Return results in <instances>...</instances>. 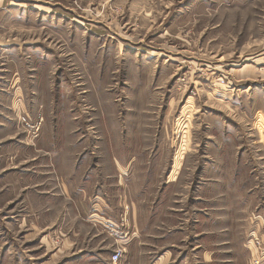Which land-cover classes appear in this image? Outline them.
I'll use <instances>...</instances> for the list:
<instances>
[{
	"label": "rangeland",
	"instance_id": "374dc122",
	"mask_svg": "<svg viewBox=\"0 0 264 264\" xmlns=\"http://www.w3.org/2000/svg\"><path fill=\"white\" fill-rule=\"evenodd\" d=\"M79 210L93 264L106 218L122 264H264V0H0V264Z\"/></svg>",
	"mask_w": 264,
	"mask_h": 264
},
{
	"label": "crops",
	"instance_id": "0c3cea01",
	"mask_svg": "<svg viewBox=\"0 0 264 264\" xmlns=\"http://www.w3.org/2000/svg\"><path fill=\"white\" fill-rule=\"evenodd\" d=\"M63 186L66 187V188L68 187L67 183L66 184L63 183L61 190L64 189ZM46 190H45L46 191L45 193H49L48 192V189H46ZM61 197H66V196H61ZM66 199H68V198H66ZM33 203L34 202L31 203L32 206H34ZM69 211L70 210L67 211V214H69ZM71 216H73V218H69L68 217L67 219L65 218V219H62V221H61V223L63 225H66V227L68 226V228H69V225H71L72 226V230H73L72 236L70 238V242L72 243V247L70 248L71 251H72L71 252L72 258H71V261L70 262H67L66 264H93V262H90V259L85 260V258L87 256H90L91 255V252L92 251L89 250L90 248H88V251H90V252H86L82 248V246H85V244H84L85 237L82 238L83 236L81 234V230H82L81 229V225H82V222H81V217H80V210L78 211V215L75 214L74 212H72ZM40 218L41 217H39V219ZM106 220H108V219L106 218ZM106 220H104L105 221L104 228H103V226L98 225L96 223H94V225L99 226V227H102L103 228V231H106L105 230V227H106V229L109 231V232H107V234L109 236L112 233L111 231H114L115 232V234H116V236L118 238V240H116V241H118V243H120V246L123 245L124 246V249H125L124 250L125 252H123V254H122V259L124 260V258L127 255L126 254V250H127L126 248H128V243L131 240V238L135 237L134 234H136V232H134V227H133V229L131 228V230H129L130 231V233H129L130 235L129 236L128 235H123L125 229H124V226L121 224L120 220H117L116 221V220H112V218L111 219L109 218L108 221H106ZM28 221L30 222V224L33 223L34 228H38V230L39 229L41 230L43 228H47V226L49 224V223H42L40 220L37 219L36 216L35 217H32V218H28ZM28 221L25 218L24 221H23V223H26ZM45 222H47V220ZM76 223H77V227L73 228V226ZM63 228H64V226H63ZM31 229H32V227H31ZM31 235H33L32 232L30 233V236H28L27 239H33L34 237L31 236ZM97 235L95 233L92 234L91 240L92 239H95L97 237ZM89 240H90V238H89ZM92 249H94V248H92ZM44 250L46 252V249H44ZM8 253H9V255H13L14 256L13 263H11V264H30V261L29 262H27V261L21 262V260H22V257L21 256H23V255L25 256L26 254L23 252V250L19 249L18 247L17 248L14 247V249L13 250H9ZM35 254L41 255L40 254V251L38 253H35ZM56 259H58V256H56ZM39 264H48V262L46 260H43V261H40ZM155 264H158V262L155 263Z\"/></svg>",
	"mask_w": 264,
	"mask_h": 264
},
{
	"label": "built area",
	"instance_id": "2783aa9c",
	"mask_svg": "<svg viewBox=\"0 0 264 264\" xmlns=\"http://www.w3.org/2000/svg\"><path fill=\"white\" fill-rule=\"evenodd\" d=\"M121 224H124V218L121 219ZM124 252V248L122 246H118L114 252L110 255L109 264H122V254ZM264 252V248L263 251ZM258 262V261H256Z\"/></svg>",
	"mask_w": 264,
	"mask_h": 264
}]
</instances>
